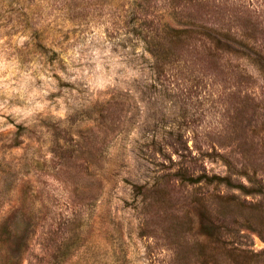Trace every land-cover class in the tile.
<instances>
[{"label":"rangeland","instance_id":"374dc122","mask_svg":"<svg viewBox=\"0 0 264 264\" xmlns=\"http://www.w3.org/2000/svg\"><path fill=\"white\" fill-rule=\"evenodd\" d=\"M0 264H264V0H0Z\"/></svg>","mask_w":264,"mask_h":264}]
</instances>
